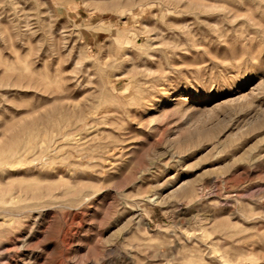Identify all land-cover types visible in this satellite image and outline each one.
I'll list each match as a JSON object with an SVG mask.
<instances>
[{
  "label": "rangeland",
  "instance_id": "obj_1",
  "mask_svg": "<svg viewBox=\"0 0 264 264\" xmlns=\"http://www.w3.org/2000/svg\"><path fill=\"white\" fill-rule=\"evenodd\" d=\"M0 264H264V0H0Z\"/></svg>",
  "mask_w": 264,
  "mask_h": 264
}]
</instances>
